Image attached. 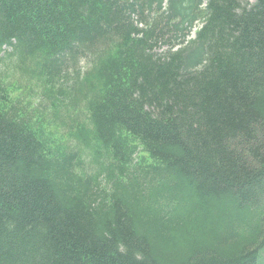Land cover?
<instances>
[{
	"label": "trees",
	"instance_id": "16d2710c",
	"mask_svg": "<svg viewBox=\"0 0 264 264\" xmlns=\"http://www.w3.org/2000/svg\"><path fill=\"white\" fill-rule=\"evenodd\" d=\"M80 56L90 65L70 74ZM10 57L54 111L83 102L79 144L151 162H120L115 189L94 191L16 83L2 86L0 264H168L156 253L178 247L170 264H257L264 0H0Z\"/></svg>",
	"mask_w": 264,
	"mask_h": 264
},
{
	"label": "rangeland",
	"instance_id": "374dc122",
	"mask_svg": "<svg viewBox=\"0 0 264 264\" xmlns=\"http://www.w3.org/2000/svg\"><path fill=\"white\" fill-rule=\"evenodd\" d=\"M250 1L253 2L254 0ZM200 23H197V26ZM194 35L192 33L189 38ZM90 61V56L86 59L84 56H80V62L75 68L70 69V74L74 73L75 69L84 72L90 65ZM14 82L17 86L14 94L17 98V105H22L26 108L31 116H36L35 114H37L43 117L62 147L67 152H75L77 162L75 170L82 173L84 182L90 180L94 191L99 192V190L102 191L104 189L113 191L115 189L114 179L121 178L120 169L124 168L120 162L126 161L132 172H134L133 168H138L141 165L145 167L151 162L150 157L140 147L125 149L117 153L113 150L114 148L112 149V147L99 143L92 136L85 138L83 146L81 143L79 144L75 137H77L80 125L86 124L89 128L91 124L85 114L83 102L75 103L72 95L71 100L73 103L68 107L62 105L58 112L54 111L50 98L43 94V87L40 82H36L20 66L18 67L17 60L14 57L5 58L0 61V90L3 88L2 86L10 87ZM78 100L84 101L82 96H79ZM158 253H156L158 260L168 264L173 262L170 260L180 261L185 255V252L180 247L173 252ZM257 264H264V250L261 252Z\"/></svg>",
	"mask_w": 264,
	"mask_h": 264
}]
</instances>
